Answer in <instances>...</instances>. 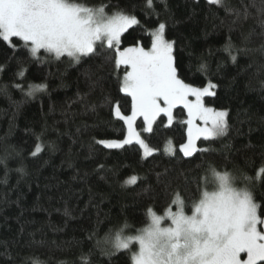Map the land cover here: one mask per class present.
<instances>
[{"label": "trees", "instance_id": "trees-1", "mask_svg": "<svg viewBox=\"0 0 264 264\" xmlns=\"http://www.w3.org/2000/svg\"><path fill=\"white\" fill-rule=\"evenodd\" d=\"M75 2L136 15L140 24L122 35L121 48L148 47L149 33L165 23L179 78L216 85L204 103L228 112V130L197 141L208 151L184 157L186 114L177 106L173 125L165 126L162 113L151 134L137 118L142 138L156 149L151 156L135 142L107 148L98 141L126 132L113 105L118 101L123 115L131 111L114 50L97 47L77 63L46 58L43 50L37 59L19 38L0 39V264H132L127 250L102 254L97 241L125 224V235L136 234L150 221L149 208L175 209L177 193L189 213L211 168L237 177L233 186L252 191L264 208V173L256 179L264 167V0H153L154 11L146 0ZM40 84L46 87L28 95Z\"/></svg>", "mask_w": 264, "mask_h": 264}, {"label": "snow or ice", "instance_id": "snow-or-ice-1", "mask_svg": "<svg viewBox=\"0 0 264 264\" xmlns=\"http://www.w3.org/2000/svg\"><path fill=\"white\" fill-rule=\"evenodd\" d=\"M209 3L219 5L223 0ZM145 6L154 11L153 0H146ZM106 7H88L75 0H0V39L11 43L12 38H19L37 59L43 50L46 58L67 56L77 63L82 57L96 54L97 47L114 50L116 68H125L120 90L131 97V114L123 115L118 101L113 105L114 115L124 122L127 134L122 140L98 141L107 148H123L135 142L145 157L151 156L156 149L134 127L137 118L143 117V132L151 134L162 113L167 117L165 126L171 127L175 121L173 109L182 105L187 110V119L182 122L187 125V140L179 151L184 157L208 151L198 148L197 141L224 136L228 130V112L204 103V97L215 96L216 85L209 81L196 87L179 78L175 42L166 38L165 23H159L149 33V48L139 42L121 48L122 35L139 26L140 21L124 9L109 14ZM230 48L229 45L226 50L230 52ZM45 87L30 85L28 95ZM189 96L195 99L190 100ZM40 151L41 146L37 145L32 155ZM166 151L172 153L175 149L168 147ZM261 173L264 167L256 179ZM136 179L133 176L127 183L134 184ZM236 179L228 171L211 168L204 178L205 190L197 185L199 199L192 204L190 215L177 193L172 201L175 211L169 207L164 215H158L149 208L147 226L134 230V235L124 234L127 224L114 235L110 230L103 240L97 241V247L109 256L114 251L127 250L132 264H264V208L257 204L252 191L233 186ZM207 187L214 190L210 192ZM165 221L169 222L167 226ZM133 245L138 246L135 252ZM242 253L246 258H241Z\"/></svg>", "mask_w": 264, "mask_h": 264}, {"label": "rangeland", "instance_id": "rangeland-1", "mask_svg": "<svg viewBox=\"0 0 264 264\" xmlns=\"http://www.w3.org/2000/svg\"><path fill=\"white\" fill-rule=\"evenodd\" d=\"M89 7V6H88ZM110 14V13H109ZM154 30V29H153ZM151 45V44H150ZM150 45L148 46V47H145L146 49L147 48H149L150 47ZM123 76H124V73L122 74V76H121V83H120V87H121V84H122V80H123ZM206 85V84H205ZM204 85V86H205ZM193 86H195V85H193ZM196 87H203V86H196ZM189 99L190 100H194L195 99V97H193V96H189ZM207 105V104H206ZM180 107H182L183 108V106L182 105H179ZM207 106H209V105H207ZM210 107H212V106H210ZM214 108V107H213ZM184 109V108H183ZM215 109H217V110H224V109H221V108H215ZM175 109H173V115L175 114ZM184 111H185V114H186V116H185V118H184V120H186L187 119V110L186 109H184ZM131 114V111L129 112V114L128 115H130ZM175 117V116H174ZM141 118V120H142V129H143V127H144V124H143V117H140ZM166 122H167V117H166ZM196 123L197 124H201V122L199 121V120H197L196 121ZM201 126H203V125H201ZM134 127L136 128V130L138 131V132H140L139 130H138V128L136 127V122H135V125H134ZM186 129H187V125H186ZM126 134H127V127H126V132H125V134L123 135V137H121L120 139H103V140H122V139H124L125 138V136H126ZM142 137V136H141ZM186 140H187V134H186V137H185V140L181 143V144H183V143H185L186 142ZM180 144V145H181ZM179 145V146H180ZM151 147V146H150ZM168 147H173V144L172 143H166V145H165V150L168 148ZM151 148H153V147H151ZM174 148V147H173ZM155 149V148H154ZM142 150V149H141ZM142 154H143V150H142ZM144 155V154H143ZM237 188V187H236ZM238 189H244V187H240V188H238ZM214 189H210V190H208V191H213ZM173 211H175L176 210V208L175 209H172ZM164 213H165V211L163 212V213H161V214H158V215H164ZM187 213V212H186ZM187 214H191V211L189 212V213H187ZM148 223H150V221L148 222ZM168 221H165V223H164V226H167L168 225ZM147 226V225H146ZM134 247V249L132 248V252H135V251H137V249H138V246L137 245H133ZM241 258L243 259V258H246V254H244V253H242L241 254Z\"/></svg>", "mask_w": 264, "mask_h": 264}]
</instances>
